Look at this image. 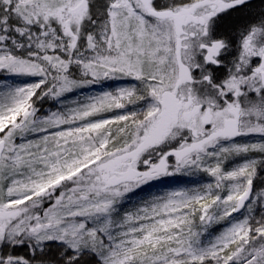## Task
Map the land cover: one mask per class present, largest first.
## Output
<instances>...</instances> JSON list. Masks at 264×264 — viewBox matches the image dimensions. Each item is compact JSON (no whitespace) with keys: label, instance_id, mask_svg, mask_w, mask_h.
<instances>
[{"label":"snow or ice","instance_id":"snow-or-ice-1","mask_svg":"<svg viewBox=\"0 0 264 264\" xmlns=\"http://www.w3.org/2000/svg\"><path fill=\"white\" fill-rule=\"evenodd\" d=\"M0 264H264V0H0Z\"/></svg>","mask_w":264,"mask_h":264},{"label":"rangeland","instance_id":"rangeland-1","mask_svg":"<svg viewBox=\"0 0 264 264\" xmlns=\"http://www.w3.org/2000/svg\"><path fill=\"white\" fill-rule=\"evenodd\" d=\"M189 179H201V177H192V178H189ZM210 180V178L209 177H206V176H204L203 177V181L204 182H208ZM178 186H180V187H183V186H188V185H178Z\"/></svg>","mask_w":264,"mask_h":264}]
</instances>
